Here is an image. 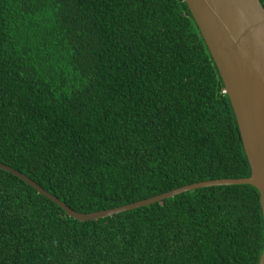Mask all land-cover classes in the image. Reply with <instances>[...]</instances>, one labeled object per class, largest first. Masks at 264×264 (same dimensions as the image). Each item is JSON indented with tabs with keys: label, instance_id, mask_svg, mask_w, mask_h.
<instances>
[{
	"label": "trees",
	"instance_id": "16d2710c",
	"mask_svg": "<svg viewBox=\"0 0 264 264\" xmlns=\"http://www.w3.org/2000/svg\"><path fill=\"white\" fill-rule=\"evenodd\" d=\"M0 161L83 213L251 175L185 0H0ZM263 245L251 184L80 221L0 169V264H258Z\"/></svg>",
	"mask_w": 264,
	"mask_h": 264
},
{
	"label": "water",
	"instance_id": "95a60500",
	"mask_svg": "<svg viewBox=\"0 0 264 264\" xmlns=\"http://www.w3.org/2000/svg\"><path fill=\"white\" fill-rule=\"evenodd\" d=\"M219 69L240 129L251 175L184 185L114 208L83 213L71 208L23 172L0 161L8 171L80 221L104 218L148 206L201 187L251 184L261 196L264 217V6L260 0H185ZM258 264H264V245Z\"/></svg>",
	"mask_w": 264,
	"mask_h": 264
}]
</instances>
